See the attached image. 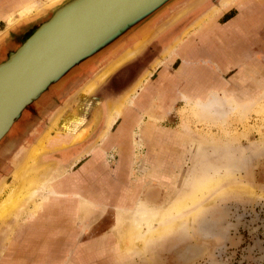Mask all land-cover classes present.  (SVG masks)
<instances>
[{
    "label": "rangeland",
    "instance_id": "rangeland-1",
    "mask_svg": "<svg viewBox=\"0 0 264 264\" xmlns=\"http://www.w3.org/2000/svg\"><path fill=\"white\" fill-rule=\"evenodd\" d=\"M46 1L0 0L6 13L0 12V33L26 5ZM235 1L244 0H178L153 20L144 41L130 35L24 110L0 141V197L42 141L34 171L54 161L61 169L76 164L62 195L14 226L0 264H264V0L216 22ZM49 16L10 31L0 61ZM173 47L176 53L163 61ZM137 85L141 106L124 103ZM116 107L121 116L108 128ZM225 168L232 173L223 176ZM207 170L222 178L206 177ZM183 195L182 212L168 210ZM83 199L89 213L81 217ZM129 209L160 210L163 217L162 236L143 256L117 248L121 215ZM172 221L178 226L171 228ZM5 222L4 229L16 220ZM193 247L202 258L180 261Z\"/></svg>",
    "mask_w": 264,
    "mask_h": 264
},
{
    "label": "water",
    "instance_id": "water-1",
    "mask_svg": "<svg viewBox=\"0 0 264 264\" xmlns=\"http://www.w3.org/2000/svg\"><path fill=\"white\" fill-rule=\"evenodd\" d=\"M177 1L59 0L24 21L25 25L50 13L0 61V141L27 107L39 106L49 92L62 90L83 68L119 48L125 38L140 34L144 41L153 20ZM8 35L0 40V47Z\"/></svg>",
    "mask_w": 264,
    "mask_h": 264
},
{
    "label": "bare ground",
    "instance_id": "bare-ground-1",
    "mask_svg": "<svg viewBox=\"0 0 264 264\" xmlns=\"http://www.w3.org/2000/svg\"><path fill=\"white\" fill-rule=\"evenodd\" d=\"M58 1L59 0H49L44 3H30L26 5L25 8L20 12L19 14L20 17L18 19L16 20L13 19L7 23L6 29H4L0 33V40L4 36H7L10 31L14 30L16 26H19L24 21H29L33 17H36L42 14L48 7L53 6ZM220 46L219 48L221 49L222 46L221 47ZM176 50L177 49L175 47L168 50L166 55L162 57V60L164 61L165 59L173 56V53L174 52L176 53ZM132 53L133 52L131 51L130 54ZM126 54L125 56H122V58H120L118 61L113 63L111 66H109V68H107L105 71H103V73L96 78L95 82L90 83V85L86 88L85 92L87 93V92L93 91L97 87L98 84L102 83L116 67H118L123 61H125L129 57L130 54L128 55ZM139 90H140V87L139 85H137L135 89L132 91V93L128 94L124 98L123 102L126 104L130 103L133 106H138L140 103H142V100L145 99L144 96L142 97L139 96L138 94ZM137 95H138V98H136V101H134L133 99ZM260 99L261 98L258 97L257 101H259ZM210 112H212L210 113V115H214L215 118L219 116L218 109H212ZM205 114L209 115L207 113H204L201 115V117H203V115ZM119 115H120V110L117 107L114 108L112 112H110V115L108 116V122H107L108 128L112 126V124L116 121ZM44 145H45V142L42 141L39 147L34 149V151H32L33 153L29 156L27 162L16 172V174L13 177L12 182L9 185H7L1 193L3 195L0 197V258L2 257L4 247L7 246L8 243L10 242V238H11V234H12L14 226H16L17 223L24 221L25 219L28 220L29 217H35L39 211L46 209V207L50 205V201H51L50 199L53 198L57 200V198L62 195L61 188H64L66 186L65 182H63V179L65 178L68 171H71V168L76 164V163H73L69 165L68 167H66L65 169H61L60 167H57L58 162L54 161L52 166L47 165L48 168L45 166V168L43 167L42 169H39L38 171H34L36 170L34 169V167H35V164L37 163L38 155H40V153L42 152ZM89 153H90V150L86 151L83 157L87 156ZM77 161H79V159ZM213 172H209V170H207L206 177L208 178L212 177L213 176L212 173H213L215 178H222L220 177L219 172H215V171ZM229 173H232L230 168L225 170L223 176ZM184 179H186V175L185 176L182 175L181 180H184ZM237 187L235 189H237ZM244 188L247 190L248 187L246 185H244L243 187L242 185L241 189L243 190ZM244 192L245 190H243V193ZM245 193L249 194V192L247 191ZM187 200H188V197H186L185 195L179 197L178 202L173 203L171 206L169 205L170 207L167 206L168 210L176 208L178 210V213L182 212L184 208L183 205L185 204V201ZM87 204L88 203L83 199L81 202V208L80 209L78 208L79 209L78 212L81 214V217L86 216L89 213L88 212L89 210L87 209L88 208ZM130 209L127 214L125 213L126 215H121L122 227H120V229L122 231V235H120L121 236L120 246L117 248L119 249L120 253L123 252L127 254L128 256L129 255L131 256V254H135V253L138 256H143L150 252V248L152 247V245L162 236L159 229L163 226V217L160 213V210H157V212L159 211V214H158L155 211H150L149 209L146 211V215H142V214H138L137 210H134V209L130 210ZM11 217H14L16 222L12 226L9 225L8 228L4 229L5 223H6L5 221ZM82 220L83 219H81V221ZM171 223H172L171 228L178 226V223L174 221H172ZM143 225L146 226L145 227L146 232L142 231ZM192 244L197 245L195 244V241H193V243L186 244L185 246H187L188 248L190 245L192 246ZM198 245H202V243L200 244L198 243ZM203 246H205V243L203 244ZM205 249L206 247L205 248L203 247L202 253ZM198 250H199L198 247H193L190 252L188 251L189 253H182L183 252L182 251L178 258L180 261L191 259L195 256L197 257L199 256L198 258H200L201 254L200 252L198 253ZM185 251L186 250H184V252ZM197 257L195 258V261L196 259H198Z\"/></svg>",
    "mask_w": 264,
    "mask_h": 264
},
{
    "label": "crops",
    "instance_id": "crops-1",
    "mask_svg": "<svg viewBox=\"0 0 264 264\" xmlns=\"http://www.w3.org/2000/svg\"><path fill=\"white\" fill-rule=\"evenodd\" d=\"M244 4V5H243ZM256 4H258V1L257 0H244V1H235L234 3H232V5H230V6H228L229 8H228V10L226 11L225 9L224 10H222V13H220L219 14V16H217V18H216V22L219 20V18H221V17H231V16H236L237 14H240V11H242L243 10V8H244V6L245 5H248L251 9H254L255 8V5ZM245 9V8H244ZM0 12H2V11H0ZM3 14H6L5 12H2ZM1 19V18H0ZM261 25H263V23L261 24ZM261 25L259 26V27H261ZM258 27V28H259ZM257 28V29H258ZM237 35H244V34H237ZM244 36H247V35H244ZM183 52V51H182ZM181 55H183L182 53H181ZM186 57V56H185ZM91 166V165H90ZM95 167H94V165H92V168H91V170H95V171H97L96 169H94ZM91 170H90V173L89 174H92L93 172H91ZM94 171V172H95ZM86 174V176H89L87 173H83L82 174V176H80L81 178H84V175ZM80 177L78 178V179H80ZM102 179V178H101ZM101 179H100V182H101ZM96 194V193H95Z\"/></svg>",
    "mask_w": 264,
    "mask_h": 264
},
{
    "label": "flooded vegetation",
    "instance_id": "flooded-vegetation-1",
    "mask_svg": "<svg viewBox=\"0 0 264 264\" xmlns=\"http://www.w3.org/2000/svg\"><path fill=\"white\" fill-rule=\"evenodd\" d=\"M11 33V32H10ZM14 35L12 34L10 37L12 38ZM24 36H25V34H24ZM26 38V37H25Z\"/></svg>",
    "mask_w": 264,
    "mask_h": 264
}]
</instances>
